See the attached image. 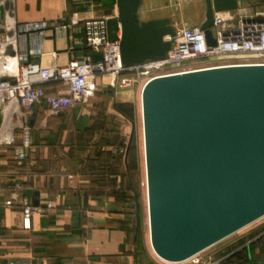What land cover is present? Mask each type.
<instances>
[{
	"label": "crops",
	"instance_id": "crops-1",
	"mask_svg": "<svg viewBox=\"0 0 264 264\" xmlns=\"http://www.w3.org/2000/svg\"><path fill=\"white\" fill-rule=\"evenodd\" d=\"M10 2L18 24V49L27 54L28 63L55 67L73 60L102 59V50L86 44L82 25L72 24L73 19L107 17L109 38L115 40L122 33L118 0ZM238 3L239 8L230 10L235 16L231 25L264 12V0ZM205 10L204 0H141L137 14L140 22L168 18L180 28L201 25ZM42 21L47 22L44 29L23 26ZM38 49L41 53H33ZM115 81L112 75L99 77L98 89L87 103L59 115H51L44 105L28 112L31 145L24 159L17 157L24 119L8 108L0 112V264H160L139 249L129 198L121 197L130 191L122 184ZM44 87L51 94L67 92L61 82ZM137 92L141 94V86L123 93V101H131ZM9 115L16 120L12 122ZM28 190L38 206L29 204ZM24 206L38 208L28 229L22 224ZM262 227L218 246L213 257L223 259L221 264H264Z\"/></svg>",
	"mask_w": 264,
	"mask_h": 264
},
{
	"label": "water",
	"instance_id": "water-1",
	"mask_svg": "<svg viewBox=\"0 0 264 264\" xmlns=\"http://www.w3.org/2000/svg\"><path fill=\"white\" fill-rule=\"evenodd\" d=\"M204 1L200 27L215 46L214 13L239 3ZM140 3L118 0L126 66L164 57V36L176 34L168 18L140 22ZM140 105L150 242L161 260L182 263L264 217V63L153 78Z\"/></svg>",
	"mask_w": 264,
	"mask_h": 264
},
{
	"label": "built area",
	"instance_id": "built-area-1",
	"mask_svg": "<svg viewBox=\"0 0 264 264\" xmlns=\"http://www.w3.org/2000/svg\"><path fill=\"white\" fill-rule=\"evenodd\" d=\"M6 1L11 0H1L0 6H5ZM13 18L11 9L5 7L3 18L0 11V112L8 108L13 116L20 115L24 119L21 124L22 146L17 154L19 159L27 156V150L31 145V129L25 120L28 112L37 105H44L51 115H59L65 109L85 104L95 95L98 89L97 80L101 76L112 75L116 80L114 85L130 88L141 86L142 91L149 80L160 76L215 66L264 63V12L255 14L249 19L241 18L236 25H231L235 20L232 11L215 12L212 27L214 37L217 39L215 46L208 44L205 31L200 25L175 28L174 36H164L165 41L171 42V48L164 57L148 59L132 66H126L122 61L121 36L115 40L109 38L107 17L72 20V24L82 25L86 44L91 48L102 50V59L73 60L66 65L55 67L28 63L27 54L18 49V24ZM23 26L28 30L44 29L47 22H30ZM33 53H41V51L33 50ZM235 56L245 59L241 61L229 59ZM207 62H210V65ZM48 82L66 84L67 92L48 93L44 87ZM17 188L20 189V186L17 185ZM11 202L8 201V204ZM48 207H52V203H48ZM35 209L38 208L24 206L22 210L24 228L31 227V218ZM206 250L184 262L222 263L223 259L213 257L214 252L204 254Z\"/></svg>",
	"mask_w": 264,
	"mask_h": 264
},
{
	"label": "rangeland",
	"instance_id": "rangeland-1",
	"mask_svg": "<svg viewBox=\"0 0 264 264\" xmlns=\"http://www.w3.org/2000/svg\"><path fill=\"white\" fill-rule=\"evenodd\" d=\"M225 60V59H224ZM229 60V59H228ZM226 60V61H228ZM202 61V60H201ZM222 61V60H221ZM204 63H200L202 66H206ZM210 65V62H207ZM118 90L117 91V99L115 98L116 107H118V112L120 114V124H119V134L118 138L120 141V156H121V171L123 173L122 184L127 187L130 185L133 189L129 192V200L130 203V222L134 225L137 236H138V246L141 251L144 253H150L154 260H157L160 264H189L188 262L182 263H166L161 260L152 250L151 242H150V234H149V219H148V204H147V181H146V171H145V157H144V141H143V124H142V113H141V105H140V92L136 93V97L132 95V100L123 101L124 94L131 90H134L135 87H121L119 85H114ZM137 88V87H136ZM115 92V93H114ZM124 93V94H123ZM113 98L116 96V91H112ZM128 99V98H127ZM84 106V105H81ZM0 117L2 114L0 113ZM12 117V116H11ZM9 117V119H11ZM13 118V117H12ZM1 119V118H0ZM16 120V118H15ZM14 118L12 122L15 121ZM2 120H0L1 125ZM129 149V168L126 169V165H124V155ZM133 204V205H132ZM132 208V209H131ZM263 219L257 220L254 224H250L247 227L241 229L235 234L227 237L221 242L217 243L210 249L206 250L204 254H209L214 252L218 246H221L228 240L242 234L248 229L256 228L258 226H262L259 228L260 232L264 231V217ZM144 253L141 252L142 255ZM145 257V255L143 256Z\"/></svg>",
	"mask_w": 264,
	"mask_h": 264
},
{
	"label": "trees",
	"instance_id": "trees-1",
	"mask_svg": "<svg viewBox=\"0 0 264 264\" xmlns=\"http://www.w3.org/2000/svg\"><path fill=\"white\" fill-rule=\"evenodd\" d=\"M117 109H118V107H117ZM128 155H129V149L127 150L126 154L124 155V162H125L124 165H126V169L129 168V158H128L129 156ZM126 188L129 191L133 189V187L132 186L130 187V185H128ZM121 197H128L129 198L130 196L127 195V192H125V193L121 194Z\"/></svg>",
	"mask_w": 264,
	"mask_h": 264
},
{
	"label": "bare ground",
	"instance_id": "bare-ground-1",
	"mask_svg": "<svg viewBox=\"0 0 264 264\" xmlns=\"http://www.w3.org/2000/svg\"><path fill=\"white\" fill-rule=\"evenodd\" d=\"M12 12H14L13 10H12ZM13 23H14V21H12ZM13 26V25H12ZM11 113V112H10ZM10 117H11V115H9ZM10 124H11V121H10ZM9 125V124H8ZM145 157V156H144ZM147 202H148V200H147ZM261 219H263V218H261ZM261 219H259V220H261ZM254 224V223H253ZM153 250V249H152Z\"/></svg>",
	"mask_w": 264,
	"mask_h": 264
}]
</instances>
